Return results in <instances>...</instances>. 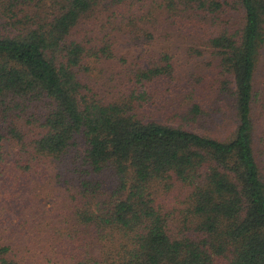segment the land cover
<instances>
[{
  "label": "trees",
  "instance_id": "trees-1",
  "mask_svg": "<svg viewBox=\"0 0 264 264\" xmlns=\"http://www.w3.org/2000/svg\"><path fill=\"white\" fill-rule=\"evenodd\" d=\"M26 179L69 219L0 264H264V0H0L3 210Z\"/></svg>",
  "mask_w": 264,
  "mask_h": 264
},
{
  "label": "rangeland",
  "instance_id": "rangeland-1",
  "mask_svg": "<svg viewBox=\"0 0 264 264\" xmlns=\"http://www.w3.org/2000/svg\"><path fill=\"white\" fill-rule=\"evenodd\" d=\"M165 44L172 48L176 56H180L179 63L184 68L182 72L188 70L191 65H187L184 55L187 43L178 38L166 40ZM57 187L47 180L26 179L20 191L12 188L10 200L2 201L7 210L0 207V233L12 236L16 242L25 245L33 244L34 237L39 238L41 230L53 232L61 227L64 220L69 219V209L66 197ZM21 224L24 230L17 227Z\"/></svg>",
  "mask_w": 264,
  "mask_h": 264
}]
</instances>
